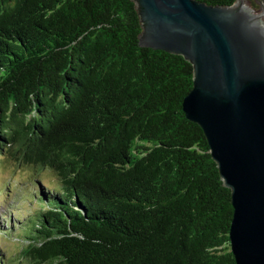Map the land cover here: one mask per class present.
Instances as JSON below:
<instances>
[{
  "label": "trees",
  "instance_id": "trees-1",
  "mask_svg": "<svg viewBox=\"0 0 264 264\" xmlns=\"http://www.w3.org/2000/svg\"><path fill=\"white\" fill-rule=\"evenodd\" d=\"M142 30L133 0H0V164L42 185L20 262L237 264L231 189L183 110L193 65Z\"/></svg>",
  "mask_w": 264,
  "mask_h": 264
},
{
  "label": "water",
  "instance_id": "water-1",
  "mask_svg": "<svg viewBox=\"0 0 264 264\" xmlns=\"http://www.w3.org/2000/svg\"><path fill=\"white\" fill-rule=\"evenodd\" d=\"M133 1L140 44L193 65L183 110L231 189V251L237 264H264V0Z\"/></svg>",
  "mask_w": 264,
  "mask_h": 264
},
{
  "label": "rangeland",
  "instance_id": "rangeland-1",
  "mask_svg": "<svg viewBox=\"0 0 264 264\" xmlns=\"http://www.w3.org/2000/svg\"><path fill=\"white\" fill-rule=\"evenodd\" d=\"M39 178L46 187H57L52 171L44 170ZM39 186L42 185L34 180L32 169L17 165V161L10 156H6L0 164V224L12 229L10 234H3L0 228V256L5 259L4 264H28L19 261V250L27 243L24 235L30 225L29 217L38 208L35 193ZM9 214L12 225L9 218L7 223L3 218Z\"/></svg>",
  "mask_w": 264,
  "mask_h": 264
}]
</instances>
